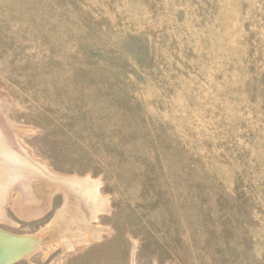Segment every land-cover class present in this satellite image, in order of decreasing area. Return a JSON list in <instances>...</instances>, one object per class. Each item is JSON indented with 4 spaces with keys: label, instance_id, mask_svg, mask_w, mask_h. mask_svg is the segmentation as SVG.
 <instances>
[{
    "label": "rangeland",
    "instance_id": "obj_1",
    "mask_svg": "<svg viewBox=\"0 0 264 264\" xmlns=\"http://www.w3.org/2000/svg\"><path fill=\"white\" fill-rule=\"evenodd\" d=\"M5 150L12 264H264V0H0Z\"/></svg>",
    "mask_w": 264,
    "mask_h": 264
},
{
    "label": "bare ground",
    "instance_id": "obj_2",
    "mask_svg": "<svg viewBox=\"0 0 264 264\" xmlns=\"http://www.w3.org/2000/svg\"><path fill=\"white\" fill-rule=\"evenodd\" d=\"M5 156H6V159L8 161H4L2 163L0 162V176H2V174L4 175V174H7V173L8 174L9 173L10 174L22 173L23 172L22 166L23 165L24 166H28L27 165L28 163L23 162L24 160L22 158L21 159L23 161H21L20 158L17 157V155L15 153H13V152H11L9 150H7V151L5 150ZM55 182H57L56 184L58 186L67 187V189H69L70 192H73V190L74 191H79V193H81V196H83V198H90V199H92V202H93L92 209L93 210L94 209L97 210L98 207H101L100 206V201H99V198L100 197H99V193H98L99 190L97 189V185H95V184H97V182L94 183L90 179H83V180H81V179H78V178L67 179V180H62V181L61 180L59 181L57 179V180H55ZM85 202H86V200H85ZM0 250H1V253L0 254H1L2 261L7 262L9 260L14 259L16 257V255L19 254L20 247H19V245L8 244L6 242L5 243L0 242Z\"/></svg>",
    "mask_w": 264,
    "mask_h": 264
},
{
    "label": "water",
    "instance_id": "obj_3",
    "mask_svg": "<svg viewBox=\"0 0 264 264\" xmlns=\"http://www.w3.org/2000/svg\"><path fill=\"white\" fill-rule=\"evenodd\" d=\"M2 241H6L8 244L19 245L20 252H19V254L16 255V257L14 259L9 260L7 262L2 261L1 254H0V264H12V263H14L15 261L19 260L26 251L30 250V247H31L29 241H27L25 239L0 233V242H2ZM0 253H1V250H0Z\"/></svg>",
    "mask_w": 264,
    "mask_h": 264
}]
</instances>
